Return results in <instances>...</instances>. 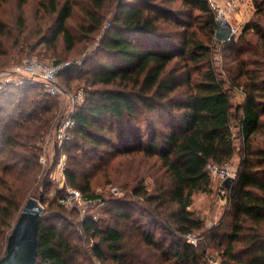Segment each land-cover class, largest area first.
I'll return each instance as SVG.
<instances>
[{
	"label": "trees",
	"instance_id": "16d2710c",
	"mask_svg": "<svg viewBox=\"0 0 264 264\" xmlns=\"http://www.w3.org/2000/svg\"><path fill=\"white\" fill-rule=\"evenodd\" d=\"M105 1L88 0L83 10L87 21L80 27L93 35L101 31V35L80 64L78 72L86 75L82 79L87 87L83 101L67 117L75 125L57 152L87 158L95 151L104 160L102 165L117 153L138 151L146 164L152 159L148 169H156L154 188H147L144 180L150 174L138 167V186L132 189L141 203L138 211L152 224L138 230L139 240L158 246L169 264H200L202 253L188 234L202 229L203 220L189 207L194 193L211 190L208 164H226L237 153L233 129L238 128L242 147L236 175L228 187L221 183L228 200L225 217L229 218L222 264H264V22L251 19L241 36L240 46L250 52L252 60L238 56L232 59L234 64L226 62L220 68L211 45L219 22L207 0H182L207 15L209 30L204 36L189 23L170 19L172 11L155 0H115L113 13H106ZM49 5L56 14L55 38L62 34L72 48L75 40L67 20L75 4L49 0ZM254 5L257 15L264 14V0H254ZM108 14L112 16L104 23ZM172 21L178 27L175 31L163 24ZM4 32L0 21V55ZM230 42L226 45L233 46L235 40ZM232 87L245 93L244 101L236 106L231 101ZM56 104L39 84L9 86L0 94V257L25 203L19 195L31 187L23 176L33 180L42 164V143L53 124ZM234 114L237 123L232 125ZM139 119L145 125L137 127ZM59 121L57 117L55 131ZM116 133L118 139L113 142ZM125 133L128 137L122 138ZM74 148L77 155L71 154ZM113 148L119 150L112 153ZM105 153L109 156L103 157ZM65 172L69 184L85 198H101L92 192L88 180L79 181L76 169L67 167ZM108 202V213L130 220L129 210L122 205L125 201ZM57 206L67 208L59 200ZM61 219L66 222L58 212L39 217L37 264H79L77 248ZM140 220L138 228L147 224ZM97 221L91 216L81 221L84 233L94 238L96 259L102 264H132L122 251L125 224L115 221L103 226Z\"/></svg>",
	"mask_w": 264,
	"mask_h": 264
},
{
	"label": "rangeland",
	"instance_id": "374dc122",
	"mask_svg": "<svg viewBox=\"0 0 264 264\" xmlns=\"http://www.w3.org/2000/svg\"><path fill=\"white\" fill-rule=\"evenodd\" d=\"M61 2L65 0H60ZM67 1V0H66ZM138 1V0H135ZM172 11L169 14L170 19L183 21L184 24L189 23L191 29L198 31V34L204 36L209 30L207 22V15L198 6L193 4L184 3L182 0H155ZM210 6L219 17L226 18L232 25L234 32L232 39L235 40L233 46H228L226 43L230 41H220L214 37L211 42L214 47V59L220 68L227 62L234 64L232 59L234 57L245 58L248 60L252 57L250 52L241 48L240 42L242 33L246 24L251 19H259L264 22V14H256V7L254 0H207ZM70 3H74L72 15L67 20V27L72 33L75 46L68 48L67 42L63 39L62 34L55 38L54 32L57 29L55 21V12L51 10L49 0H0V21L5 24V32L1 36L2 42V55H0V71L5 70L16 63L21 62L25 57L32 56L38 59L55 63H68L65 67L67 70L60 74L59 82L63 91L68 90L67 94L59 93L58 95H51L53 99L57 100L55 106V114L53 124L57 117H60V121L67 118L71 112L75 109L77 102H72V95L78 91L84 90L87 85L82 77L86 75L79 73L80 65L86 53L94 49L101 31L97 34H89L83 30L80 25L85 23L87 19L84 17L83 10L88 6V0H69ZM106 13H113V6L115 7V0L105 1ZM83 8V9H82ZM255 14V15H254ZM111 14L107 15V20H110ZM163 23L171 31L178 29L176 25ZM169 31V30H166ZM171 33V32H170ZM169 33V34H170ZM176 43V42H175ZM247 48V44H245ZM57 64V63H55ZM69 71V73H68ZM227 73V72H226ZM37 81V80H36ZM27 83L14 84V86H23ZM38 84V81L36 83ZM40 85V84H39ZM229 87V83H226ZM41 87V85H40ZM69 88V89H68ZM67 89V90H66ZM41 90L45 92L42 87ZM37 90H33L36 92ZM31 96L35 97L34 93ZM231 101L234 106L242 103L245 98V93L242 88L232 87L230 89ZM15 97V102H17ZM51 114V115H52ZM151 118V116H147ZM59 121V123H60ZM142 122V119L136 120L135 125L138 127ZM237 123L235 114L232 117V125ZM53 124L48 128L44 142L42 143V156L40 157V168L37 169L31 182L28 176L24 175L25 180H29L31 187L24 189L19 197L24 203L29 197H38L41 190L45 191V202H43L44 213H59V215L65 216L66 232L71 234L72 243L77 248V259L79 264H102L100 260H97L93 255L92 247L94 244V238H88L81 225V221L85 217L91 216L94 220H98V224L106 226L113 225L115 221L125 226L122 227L124 233L123 252L128 255V262L132 264H169V259L164 257L158 250V246L151 243L140 242L138 230L147 229L152 226L151 222H148V218L142 211H138V196L132 193L133 187L138 186V167H141L142 172L146 169L150 175H147L144 180V184L149 190L154 188V172L155 168L148 169L153 163L152 159L148 160L146 164V158H142L137 152H131L126 154L117 153L116 156L109 158L107 164H103L104 160L101 156H97V152L90 151L87 158L78 155L77 157H71L70 153L59 150L58 147L62 144V140L57 137ZM93 131H97L94 128ZM132 131V130H130ZM235 135V144L237 153L226 164L233 178L236 175L239 161V151L242 147L241 138L238 136V128L233 129ZM71 134V132H70ZM130 135V134H129ZM132 136V135H131ZM122 138L128 137V135L122 134ZM133 137V136H132ZM117 133L113 137V142L117 141ZM81 143V142H80ZM83 145V144H82ZM88 146V144H87ZM116 149H111V152ZM117 149L116 151H118ZM72 155H77L76 148L71 151ZM101 155V154H100ZM103 157L109 156V153L103 154ZM43 161L41 162V158ZM1 157L0 159H2ZM67 167H71L77 170L79 181L84 183L89 181L93 193L99 194L101 198L88 202L86 206V212L82 213L79 208H62L57 206V201L60 199L61 191L67 192L68 188H75L69 184V180L65 170ZM211 190L200 191L193 195V202L189 207L203 220V228L196 230L192 233V237L188 240L193 246L202 253V259L200 264H222L223 247L227 243L225 235L228 231L227 222L228 216L225 217V213L228 209L227 193L222 188L221 183L225 179H221L220 176H215L211 173ZM23 187L22 185H20ZM104 198V200H103ZM121 199L124 202L122 204L125 209H128L131 217L129 221H125L126 218H118V215L114 213L110 214L107 211V207L110 206L113 199ZM60 202V201H59ZM140 222L147 223L144 227L138 228V219ZM16 221V220H15ZM15 223V222H14ZM12 224V227L14 225ZM58 219L56 224L59 225ZM159 242L162 239L159 238ZM139 243V246H138Z\"/></svg>",
	"mask_w": 264,
	"mask_h": 264
},
{
	"label": "built area",
	"instance_id": "2783aa9c",
	"mask_svg": "<svg viewBox=\"0 0 264 264\" xmlns=\"http://www.w3.org/2000/svg\"><path fill=\"white\" fill-rule=\"evenodd\" d=\"M233 32L234 29L232 35ZM67 65L68 63L55 64L32 56L25 57L21 62L0 71V94L9 86L21 84L26 81L32 83L38 81V84L41 85L42 89L50 95H58L59 93L67 94L68 92L63 91L59 82V74ZM83 96V92L78 91L72 95L71 100L73 103H81L83 101ZM74 125V121L70 118H65L60 121L55 131L57 137L62 141L68 139L70 137V129ZM42 161L43 157L41 158V162ZM208 168L210 173L215 176H220L222 180L234 176L231 175L227 166L209 163ZM92 200L94 199L85 198L82 192L76 188H68L67 192L59 199L65 207L79 208L82 213L86 212V206L88 202H91ZM191 237L192 234H188V238Z\"/></svg>",
	"mask_w": 264,
	"mask_h": 264
},
{
	"label": "water",
	"instance_id": "95a60500",
	"mask_svg": "<svg viewBox=\"0 0 264 264\" xmlns=\"http://www.w3.org/2000/svg\"><path fill=\"white\" fill-rule=\"evenodd\" d=\"M219 27L216 30L215 38L220 41H230L232 38V25L224 18H218ZM233 177L223 181L229 186ZM43 191L38 197H29L7 236L4 254L0 257V264H37L38 255V227L39 217L44 214L42 204Z\"/></svg>",
	"mask_w": 264,
	"mask_h": 264
}]
</instances>
